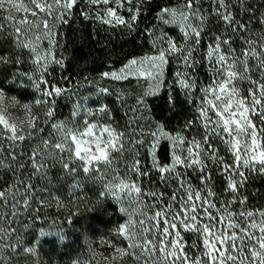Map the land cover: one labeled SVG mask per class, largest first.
<instances>
[{
	"label": "rangeland",
	"instance_id": "rangeland-1",
	"mask_svg": "<svg viewBox=\"0 0 264 264\" xmlns=\"http://www.w3.org/2000/svg\"><path fill=\"white\" fill-rule=\"evenodd\" d=\"M171 2H0V39L13 43L38 80L63 64L58 30L75 6L106 42L135 34L154 4L149 53L86 77L72 95L73 123L64 135L75 166L98 182L101 197L122 215L111 237L90 236L94 264L133 258L149 264H224L231 244L251 236L247 229L264 225L263 214L245 200L249 175L264 167L257 125L263 121L264 88L246 92L228 41L212 46L206 75L198 0ZM163 96L180 107L168 124L151 110V102ZM13 111L1 109L0 116H16ZM261 233L257 238H264ZM44 235L64 239L58 230Z\"/></svg>",
	"mask_w": 264,
	"mask_h": 264
},
{
	"label": "trees",
	"instance_id": "trees-1",
	"mask_svg": "<svg viewBox=\"0 0 264 264\" xmlns=\"http://www.w3.org/2000/svg\"><path fill=\"white\" fill-rule=\"evenodd\" d=\"M164 3L155 5L161 10ZM153 8L141 16L135 34L102 42L75 6L58 30L63 64L40 80L20 62L23 55L13 43L0 39V110L17 113L0 116V264H94L90 236L103 239L119 230L117 205L75 166L64 132L73 123V92L86 77L149 53ZM197 8L206 75L212 46L228 41L246 92L264 88V0H198ZM158 101L151 102L152 113L168 124L180 107L165 96ZM259 120L264 141V111ZM246 194L247 205L264 219V167L251 172ZM55 230L63 232L62 241L44 235ZM246 231L252 235L231 244L224 264H264V238H257L264 225ZM118 264L149 263L133 258Z\"/></svg>",
	"mask_w": 264,
	"mask_h": 264
}]
</instances>
